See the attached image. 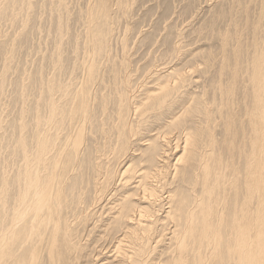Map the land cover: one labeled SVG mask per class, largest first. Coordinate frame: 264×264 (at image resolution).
<instances>
[{"label":"bare ground","instance_id":"6f19581e","mask_svg":"<svg viewBox=\"0 0 264 264\" xmlns=\"http://www.w3.org/2000/svg\"><path fill=\"white\" fill-rule=\"evenodd\" d=\"M65 1L0 121V264H264V0L217 1L205 51L167 6L134 52L128 24L112 45L132 0L74 11L81 42ZM32 10L0 0L22 32Z\"/></svg>","mask_w":264,"mask_h":264},{"label":"rangeland","instance_id":"374dc122","mask_svg":"<svg viewBox=\"0 0 264 264\" xmlns=\"http://www.w3.org/2000/svg\"><path fill=\"white\" fill-rule=\"evenodd\" d=\"M32 3H33V12H30V23L28 25V27H26V30L22 32V28L18 27V26H14V25H11V22L9 19H1L0 20V46L3 48H1L2 52L4 51V48L5 49H8L6 46L8 47H11L12 45H14V48H15V52H13L14 50L12 49H8L9 51H6V55H12V63L10 64V67L11 70L9 69L6 73V77L7 79H5L7 82L6 83V89L3 90V92L0 91V112L1 111H5V112H1L0 113V121L3 119H5L6 117L5 116H10V114L12 115V113L14 114L13 112V109H15V104H14V93H13V88L15 86L16 83H21V82H26L25 78L27 76L31 77L32 74L37 70V68L39 67V64L38 63H41V57L42 56H48V54L50 53V49L52 50L51 47H53L52 44H50V41H49V38L47 35V33H45L47 31V28L48 26L50 25L48 22V15H47V0H44V4L42 3V0H31ZM40 1V2H39ZM74 0H66L65 3L67 4V8H68V11L69 12V17L67 19V22H68V27H69V32H70V29H71V32L69 33V35L71 34V41L74 40V37H76L77 41L78 42H81V40H83L84 38V33L85 30H81V29H84V26H81L83 24H79V21L78 20V17H77V13H80L81 11H85L86 8L88 6H90L92 3H93V0H75L73 3ZM133 1L135 3H133ZM220 0H193V6H191V3H190V0H132V4H130L129 6V9H128V12L127 15H129V17H120L119 21H117V23L119 24V27H117V30L119 28L120 31H117L116 28L114 29V33H113V36L115 37H112L113 41H112V45L113 47L117 46V40H119L120 37H122V34H123V31H124V27L128 24V26H130V31H128L130 33V35L128 34L127 32V35H128V44L129 46L131 47L130 48V52H134L133 50L135 49H138L139 46H140V41L143 36H148L150 31H152L151 29H153L154 27V23L155 22H158L159 18H160V15L163 14V12L165 11L166 7L169 6V10L167 13L170 14V20L175 19V21L177 22L178 24V28L181 29V31L184 33V35L186 36V39H197L199 38L198 36V31H199V27H201L200 25H202V23H204V21H206L208 19V17L210 16L209 14L211 13L212 10L215 9V7H217V5L219 4V2H217ZM77 2V3H76ZM130 2V3H131ZM36 3V4H35ZM42 3V4H40ZM81 3H85V4H81ZM187 3V4H186ZM200 3V4H199ZM40 4V5H39ZM74 6V9H71L73 8L72 5ZM109 4H110V11L114 10L115 9V0H109ZM200 6H199V5ZM44 5V6H42ZM71 5V6H70ZM76 5V7H75ZM81 5V6H80ZM159 5V6H158ZM176 5V6H175ZM39 6V7H38ZM175 6V7H174ZM211 6V7H210ZM215 6V7H214ZM43 7V8H42ZM45 7V8H44ZM132 7V8H131ZM214 7V8H213ZM36 8V9H35ZM42 8V9H41ZM76 8V9H75ZM83 8V9H81ZM85 8V9H84ZM199 8V9H198ZM45 9V10H43ZM77 9L79 11H77ZM131 9V11H130ZM173 10L176 12L173 13ZM194 10V11H193ZM40 11V12H39ZM45 12V15L42 16L41 14H43ZM73 11V12H72ZM74 11H76L74 13ZM172 11V12H171ZM183 11V12H182ZM39 12V13H38ZM33 13V14H32ZM72 13H74L72 15ZM174 15H172V14ZM192 13V14H191ZM37 14V15H36ZM182 14V15H181ZM39 15V16H38ZM42 16V22L40 21L41 17ZM47 15V16H46ZM147 15V16H146ZM72 16V17H71ZM77 18H76V17ZM79 16V14H78ZM179 16V18H178ZM181 16V17H180ZM208 16V17H207ZM38 17V18H37ZM113 17H116V16H113ZM183 17V19H182ZM36 18V20H35ZM46 18V19H45ZM71 18V19H70ZM74 18V19H72ZM153 18V19H152ZM39 19V20H37ZM129 19V20H128ZM75 20V21H74ZM131 20V21H130ZM157 20V21H156ZM179 20V21H178ZM10 23H9V22ZM73 21V23H72ZM77 21V22H76ZM125 21V22H124ZM127 21V22H126ZM145 21V22H144ZM151 21H153L151 23ZM183 21V22H181ZM34 22V23H33ZM46 22V23H45ZM71 22V23H70ZM121 24H120V23ZM130 22V24L128 23ZM40 25H39V24ZM70 23V24H69ZM76 25H75V24ZM78 23V24H77ZM150 23V24H149ZM183 23V25H181ZM118 24H116V26H118ZM144 24V25H143ZM37 25V26H36ZM74 25V26H73ZM79 25V27H78ZM180 25V26H179ZM41 29V34L42 35V38H41V35H40V29H38L37 31V28ZM78 29H76V27ZM132 26V27H131ZM150 26V27H149ZM18 27V28H17ZM31 27L33 28V30L31 29ZM35 27V28H34ZM37 27V28H36ZM44 27H45V30H44ZM71 27V28H70ZM75 27V28H74ZM143 27V28H141ZM73 28V29H72ZM21 29V30H20ZM35 29V30H34ZM143 29V30H142ZM150 29V30H148ZM24 30V29H23ZM32 30V31H31ZM81 30V31H80ZM147 30V31H146ZM18 31L20 33H18ZM77 31V32H76ZM116 31V33H115ZM139 31H141V33H138ZM146 31V32H145ZM192 31V32H191ZM36 32V34H35ZM73 32V33H72ZM81 34H80V33ZM119 32V33H118ZM31 33V34H30ZM39 33V34H38ZM76 33V34H74ZM143 33V34H142ZM21 36H20V35ZM115 34V35H114ZM140 34V35H139ZM146 34V35H145ZM19 36V39H18V36ZM26 35V36H25ZM36 35V36H34ZM31 36V37H30ZM40 38H39V37ZM45 36L48 38H45ZM117 36V37H116ZM120 36V37H119ZM26 37V38H25ZM33 37V38H32ZM38 37V38H37ZM137 37V38H136ZM16 38V39H15ZM32 38V39H31ZM36 38V39H35ZM117 40H116V39ZM140 38V39H139ZM35 41H34V40ZM49 41L48 43H46L47 41ZM67 39V38H66ZM65 39V40H66ZM81 39V40H80ZM115 39V40H114ZM139 39V40H138ZM33 40V41H32ZM70 40V39H69ZM136 40V41H135ZM200 41H198L197 43H195V47H199V50H202V51H205L207 50V44H208V41L204 42L205 40L202 39V38H199ZM13 41H15V43L13 44ZM46 41V42H44ZM37 42V44H36ZM44 42V43H43ZM133 42V43H132ZM26 43V44H24ZM29 43V44H28ZM33 46H32V44ZM41 43V44H40ZM4 46H2V45ZM12 44V45H11ZM42 46L43 50L45 51L43 54L44 55H41V50L39 51V55H38V52H37V48L39 45ZM44 44V45H43ZM69 42H68V45L64 44V49H66V46H67V49L65 51L66 54H64V57L65 56H70L69 54V49L71 48L69 46ZM116 44V45H114ZM20 45V46H19ZM48 45V46H47ZM134 45V46H133ZM17 46V47H16ZM19 46V47H18ZM23 46V48H22ZM30 46H32V49ZM45 46V47H44ZM50 46V47H49ZM69 46V48H68ZM29 47V48H28ZM20 48V49H19ZM45 48H48V49H45ZM50 48V49H49ZM41 49V48H40ZM29 50V51H28ZM36 50V51H35ZM68 50V52H67ZM28 51V52H27ZM46 51H47V54H46ZM49 51V53H48ZM37 52V53H36ZM8 53V54H7ZM2 53L0 52V55ZM32 54V55H30ZM38 55V56H37ZM34 56H37L39 58H35ZM33 58V59H32ZM32 59V60H31ZM14 61V62H13ZM32 61V62H31ZM35 61V62H34ZM18 63V65H17ZM31 63V64H30ZM1 64V63H0ZM13 64V65H12ZM50 63H47V62H44V75H48V73L50 72V65H48ZM49 67H48V66ZM13 67V69H12ZM32 67V68H31ZM14 69L17 71V72H14ZM46 70V71H45ZM48 70V71H47ZM32 71V72H31ZM11 72V73H10ZM26 72V73H25ZM15 73V74H14ZM8 74V75H7ZM18 75L20 77H18ZM11 76H14L12 77L13 79H11ZM24 79V80H22ZM9 80V81H8ZM16 80V81H15ZM30 82V80L28 81ZM29 97H34V94H30ZM4 103V105H3ZM4 106V107H3ZM2 107V108H1ZM8 107V108H6ZM4 108V109H3ZM3 109V110H2ZM7 109V110H5ZM7 112V113H6ZM10 112V113H9ZM4 114V115H3ZM2 115V117H1Z\"/></svg>","mask_w":264,"mask_h":264}]
</instances>
